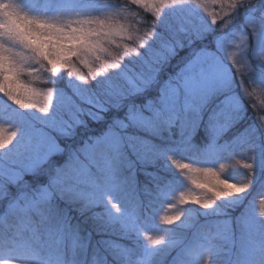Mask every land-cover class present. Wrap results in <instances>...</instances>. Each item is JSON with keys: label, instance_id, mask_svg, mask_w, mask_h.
Instances as JSON below:
<instances>
[{"label": "snow or ice", "instance_id": "6c2138e0", "mask_svg": "<svg viewBox=\"0 0 264 264\" xmlns=\"http://www.w3.org/2000/svg\"><path fill=\"white\" fill-rule=\"evenodd\" d=\"M219 2L209 21L192 0H132L156 17L141 35L111 16L89 15L101 11L93 0L52 4L48 11L78 16L63 23L31 15L23 0H0V93L42 114L15 119L18 131L0 123V161L12 158L0 162V264H264V181L259 215L245 204L257 167L264 172L259 122L241 128L246 102L225 56L238 47L247 81L264 87V0ZM29 60L47 68L52 88L38 92L20 79L33 71ZM221 140L248 146V182L173 159L211 157ZM169 161L203 194L180 191L188 207L160 220L175 226L193 212L223 216V249L208 241L193 257L173 247L171 233L146 236L158 247L141 239L160 181L171 179L163 175ZM140 176L143 198H130ZM236 205L242 210L229 220Z\"/></svg>", "mask_w": 264, "mask_h": 264}, {"label": "trees", "instance_id": "16d2710c", "mask_svg": "<svg viewBox=\"0 0 264 264\" xmlns=\"http://www.w3.org/2000/svg\"><path fill=\"white\" fill-rule=\"evenodd\" d=\"M37 3V6L40 8H45L51 6L52 4L56 3L60 0H31ZM93 2L101 8L99 13H104L111 9L112 13H118V11H123L124 15H128L126 19L121 20L120 23L127 25L135 29L136 27V19L132 15H139L141 16L146 22L149 24L155 22L156 18L147 12V10L141 5H134L132 0H93ZM120 16V15H118ZM123 42H128L126 39ZM113 51H116L115 47L113 46ZM181 55H184L182 52ZM175 63V61L173 62ZM81 71L87 75V69L81 65H77ZM44 68V69H42ZM38 77H42L39 84L42 87L43 91H47L48 89L52 88L53 85L49 83L50 80V73H48L46 67H40L37 72H35ZM40 79V78H39ZM245 107L247 111L245 113L244 120L242 122L241 128L248 127L250 125L255 124L257 121L255 119L256 114L264 113V106L261 109H256L252 107V105L245 101ZM1 105L4 107L2 108ZM24 110L22 106L17 105L13 100H10L7 96L0 93V119L5 118L7 116H11L13 119H19V112ZM25 111V110H24ZM260 131H264L262 126L259 124V129L257 128V143H256V155L261 156L264 153V148H260V144L264 146V133H260ZM225 141L221 140L217 146H224ZM234 147H227L223 150H219L214 152L215 154L211 157L205 155H196L192 152H176L173 156V159L179 160L180 162H187L193 164L194 167L204 168V167H211L220 174L222 178H227L230 182L235 183L236 181L240 180L243 183L248 182V177L250 174L244 168V164L251 163L250 157L252 153L249 151L248 146L239 143L237 141H233ZM262 146V147H263ZM172 155V154H169ZM259 161V159H258ZM4 163H11L12 158L9 157L6 161H0ZM221 165L223 167H221ZM166 168L163 175L166 177H170L171 179L165 180L164 182L161 180L160 182L163 183L160 188V194L154 199L152 205V212L149 215V221L145 224V227H150L151 230L148 232H144L141 229V239H143L144 243L148 247H153L151 245H147L146 236L147 235H164L165 239H168L169 234L173 235L174 244L173 247L177 245L187 247L193 257L200 255V244L206 243L207 238L206 236H211V241L213 244L217 245L219 248L223 249L227 242L222 239L218 233L224 227L225 217L223 216H216L210 215L206 212H201L200 219L196 218V213L192 215L191 220H185L184 223L175 222L174 225H166L160 220V217L163 215H172L175 210H185L188 207V203L186 205H180L179 203V192H190L195 191L197 194H203L200 192L199 189H196L195 186L188 182V178H185L181 175L180 170L175 169L174 165H171V162L166 165ZM256 184L254 187L249 191L248 199L245 201V204L248 201H252L255 205L256 201L260 200L259 195V185L261 181H264V172H261L259 166L256 170ZM140 184L137 185L134 189H129V197L135 198L139 196L143 198L142 192V185L145 182V177H139ZM155 191V190H154ZM116 203V201H113ZM174 205V208H169L168 205ZM129 206L131 207V199L129 202ZM194 207V206H193ZM240 205H236L234 208L230 210V216L228 217L231 220L232 217L239 216L240 214ZM72 216H75L76 213L72 212ZM184 218L182 217V220ZM75 223V221H73ZM4 224V221L0 219V226ZM86 227L88 225H85ZM239 235V233H237ZM39 243V242H35ZM158 247V246H155ZM37 258L40 257V249H36ZM18 264H32L31 260H22L19 261Z\"/></svg>", "mask_w": 264, "mask_h": 264}, {"label": "rangeland", "instance_id": "374dc122", "mask_svg": "<svg viewBox=\"0 0 264 264\" xmlns=\"http://www.w3.org/2000/svg\"><path fill=\"white\" fill-rule=\"evenodd\" d=\"M60 2H62V0L57 1L56 3H60ZM192 2L205 16H208L209 21L211 20V16L209 15V13H212V12L220 13L222 10V4L219 2V0H192ZM23 3L28 6V10L30 11L31 15L38 16V17L48 19V20H55L58 23H63L68 19L78 18V16L75 14L66 15V14H62V13H58V12L48 11L47 9L50 7L49 5H48V7L40 8L37 6V3L35 1L23 0ZM201 3L206 5L207 11H205L204 8L200 7ZM165 7H172V5L169 3V4H166ZM118 12H119V14L118 13H112L111 9H110L104 13L93 12V13H89V15H93V16H95V15H102V16L108 15V16H111L114 21H118L120 23V21L126 19L128 15H124L123 11H118ZM80 15H83V14H80ZM118 15H120V16H118ZM132 16H134V18L136 19L135 30H138L137 34L142 35L143 32L147 30L146 29V20H144L139 15L134 14ZM147 24H149V23L147 22ZM131 29H134V28L131 27ZM227 43L236 44V43H238V41H229ZM10 47L13 48L14 52L20 53L22 56L30 55L29 50L23 48L22 46L10 45ZM229 52H234L236 54L235 58H233L232 56H229L228 55ZM225 56L227 57L228 64H230L232 67V73L236 77V85L238 87V90H240L241 93L243 94L244 100L249 102L252 105V107H254L256 109H259V108L261 109V107L264 106V87H261L259 84H253V83L247 81L246 78H247V73H248L249 69L247 67H245L242 63L239 62L240 61V49L238 47H232L230 49H226ZM26 64L28 67L33 68V71L30 73L28 71L22 72L20 79L24 83L30 84L32 86V88L35 89L36 91L46 92V91L42 90V88H45V87H42L39 84L40 82H42L41 81L42 77H38L37 74H35V72H37L39 70V68L42 66L40 64H37L33 60L26 61ZM42 69H44V68H42ZM12 87L15 88V85H13ZM249 93L251 94L250 96L248 95ZM17 95H18V98H20V94H17ZM1 107L3 108L4 106L1 105ZM22 108L25 111L22 110L19 112V119H31L30 116L32 114L42 115L39 113L38 108L37 109L24 108V107H22ZM24 113H25V116L23 115ZM27 113L29 114V116L27 115ZM67 118L68 117H65V119H67ZM255 119L257 122H259V124L264 129V113L256 114ZM14 120L15 119H13L11 116H7L5 118L0 119V123H4L5 127L9 131H18V127L14 126V124H13ZM260 146H261L260 148H264L263 144H260ZM224 147L227 148V147H229V145L224 144V146L219 147L216 144H213L212 145V151L216 152L219 150H223ZM258 159H259V156H257V160ZM181 175L185 178H188V176L185 175L184 172L181 173ZM204 179H212L214 182V178H211V177H207V178L201 177V182H203ZM189 181L190 180L188 179V182ZM235 183L243 184V182L240 180L236 181ZM187 203L189 204V202H187ZM259 203H260V200L256 201V203H255V209H256L257 215H259ZM194 214H195V212L192 213V215H194ZM206 238H207V241H209V239H211V236H206ZM153 247H155V246H153Z\"/></svg>", "mask_w": 264, "mask_h": 264}]
</instances>
